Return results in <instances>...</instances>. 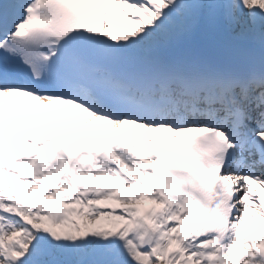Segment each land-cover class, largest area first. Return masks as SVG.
I'll return each instance as SVG.
<instances>
[{
    "label": "snow or ice",
    "instance_id": "obj_1",
    "mask_svg": "<svg viewBox=\"0 0 264 264\" xmlns=\"http://www.w3.org/2000/svg\"><path fill=\"white\" fill-rule=\"evenodd\" d=\"M0 264H264V0H0Z\"/></svg>",
    "mask_w": 264,
    "mask_h": 264
}]
</instances>
